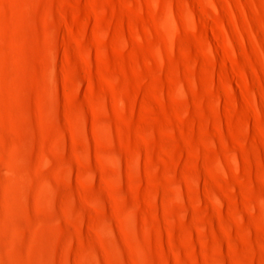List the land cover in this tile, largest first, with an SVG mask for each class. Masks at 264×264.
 <instances>
[{
	"label": "rangeland",
	"instance_id": "rangeland-1",
	"mask_svg": "<svg viewBox=\"0 0 264 264\" xmlns=\"http://www.w3.org/2000/svg\"><path fill=\"white\" fill-rule=\"evenodd\" d=\"M0 264H264V0H0Z\"/></svg>",
	"mask_w": 264,
	"mask_h": 264
}]
</instances>
